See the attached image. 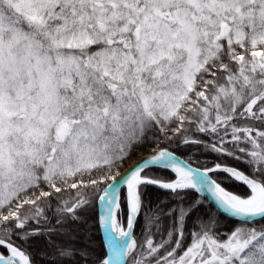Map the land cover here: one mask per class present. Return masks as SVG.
Here are the masks:
<instances>
[{
  "label": "snow or ice",
  "instance_id": "snow-or-ice-1",
  "mask_svg": "<svg viewBox=\"0 0 264 264\" xmlns=\"http://www.w3.org/2000/svg\"><path fill=\"white\" fill-rule=\"evenodd\" d=\"M0 264H264V0H0Z\"/></svg>",
  "mask_w": 264,
  "mask_h": 264
}]
</instances>
